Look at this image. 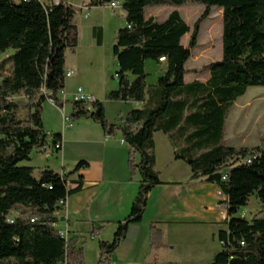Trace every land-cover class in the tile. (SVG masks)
<instances>
[{
    "label": "trees",
    "instance_id": "16d2710c",
    "mask_svg": "<svg viewBox=\"0 0 264 264\" xmlns=\"http://www.w3.org/2000/svg\"><path fill=\"white\" fill-rule=\"evenodd\" d=\"M193 1L204 7L193 29L178 11L163 23L145 16L150 7H181L189 0L123 2L126 26L118 30L113 47L119 88L108 100L141 104L140 109L131 110L121 124H110L104 103L72 101L68 120L91 119L106 136L121 134L131 149V177L138 173L141 178L130 215L116 224L111 242L100 241L99 264H108L129 226L141 222L150 192L161 184L154 140L159 132L173 147L175 159L191 168V182L214 184L227 198V231L219 233L222 249L210 264H264V218L238 217L252 196L264 205V137L254 149L224 144L230 109L249 88L264 87V0ZM112 2L91 0L80 11ZM215 7L223 12L222 60L203 70L209 72L207 81L186 83V64ZM76 12L64 0H0V54L8 57L1 68L11 64L10 74L0 72V264H86L83 249L55 228L62 220L57 215L60 203L82 190L83 178L69 189L65 175L21 166L50 142L44 103L64 107L58 95L66 87V53L76 54ZM95 33L101 45L102 30L95 28ZM189 33L185 47L182 39ZM147 61L165 63L156 85L147 84ZM53 137L52 143L62 142V135ZM88 167L81 161L70 175ZM14 212L20 214L11 218ZM151 231L156 241L160 231L154 225Z\"/></svg>",
    "mask_w": 264,
    "mask_h": 264
},
{
    "label": "crops",
    "instance_id": "0c3cea01",
    "mask_svg": "<svg viewBox=\"0 0 264 264\" xmlns=\"http://www.w3.org/2000/svg\"><path fill=\"white\" fill-rule=\"evenodd\" d=\"M72 55L76 56L77 51ZM161 66L164 71L165 63ZM69 72L72 71L66 69V73ZM187 77L188 74L186 83L196 80L191 77L189 82ZM65 92L68 97L74 93L67 87V80ZM68 97L64 106L69 103ZM137 105L140 109L141 104ZM87 120L71 122L66 117L62 150L51 151L52 155L61 153L63 158L71 145L83 139L93 146L87 156L74 162L85 161L89 167L71 175L68 188L74 189L79 177L83 178V188L66 199L65 205L57 212L62 220L55 228L65 234L66 240L75 241L76 247L83 249L85 262L88 241L92 240L97 244L95 250L99 262L100 241L111 242L117 230L116 224L130 215L141 178L137 174L131 177L128 166L130 147L116 136H106L100 125ZM80 129L85 131L77 133ZM156 136L157 133L154 136L156 170L161 184L150 192L141 222L129 226L125 240L108 256V262L113 257L116 264H210L222 249L219 233L227 231V212L224 209L227 198L214 184L191 182V168L175 159L174 149L166 137L162 139L163 149L159 150ZM160 156L164 157L162 166ZM71 172L65 171L67 175ZM153 225L160 231L156 241L151 231ZM100 229L98 236L91 235Z\"/></svg>",
    "mask_w": 264,
    "mask_h": 264
},
{
    "label": "rangeland",
    "instance_id": "374dc122",
    "mask_svg": "<svg viewBox=\"0 0 264 264\" xmlns=\"http://www.w3.org/2000/svg\"><path fill=\"white\" fill-rule=\"evenodd\" d=\"M42 3L52 4L50 0H40ZM69 5L77 9L72 25L77 30V55L66 53V69L73 72V77L67 79V87L75 92L78 87H82L88 94H93L98 101L104 103L105 114L110 124H121L127 117L128 113L137 109L136 103H125L108 100L109 94L118 90L119 81L116 78L118 64L113 55V47L116 43V34L119 29L126 26V14L122 9L124 0H112L119 2L117 8H112L110 4L102 7H92L80 11L84 5H88L91 0H64ZM55 3H59L56 0ZM178 11L186 24L193 29L194 24L198 21L204 12V7L195 3L193 0L181 7L161 6L150 7L147 9L146 17H155L157 22L163 23L167 20L170 13ZM215 25V38L210 40L209 28ZM95 28L102 30V44H97V35ZM191 34H187L182 39V45L187 47ZM223 12L219 7L211 11L209 18L202 24L198 37V44L192 50V55L186 64L189 71L187 80L193 77L196 80L205 82L209 79V72L203 71L207 66L222 60L223 52ZM8 59L4 54H0V72L10 74L11 64L6 63L4 68L2 64ZM147 84L156 85L158 79L163 74V67L154 61L146 63ZM133 81L134 77L129 76ZM194 81V80H193ZM68 91V90H67ZM60 98V95H58ZM72 96L68 97L69 103L63 109L53 106L50 101L43 105V123L48 133V141L52 140L54 135L65 133L66 117H70L72 108ZM24 100V99H19ZM89 108L91 106L89 105ZM72 112V111H71ZM82 120V119H81ZM77 120V121H81ZM87 121L93 120L88 119ZM72 122V121H71ZM76 122V121H74ZM68 128H71L70 126ZM85 130H77L82 133ZM92 134H95L92 131ZM119 134V133H118ZM72 137V136H71ZM121 139V134L116 136ZM163 133H157V148L162 150V139H166ZM264 137V87H251L246 94L239 98L230 109L225 126V146L251 147V149L260 147ZM73 138V137H72ZM88 138V137H87ZM93 149L92 144L84 139L69 147L68 151L62 158V154H53L51 151L37 152L32 154L31 162H23L21 166L32 167L36 172L42 170H52L56 173L65 175L66 180L70 183V174L65 171H73L77 158L87 156V153ZM96 152V150H95ZM163 156V155H162ZM160 156V166L164 163V157ZM135 163L139 162V156H133ZM137 177L140 175L137 173ZM20 212L11 214V218L19 215ZM238 217H244L252 220L253 218H264V205L256 196H252L247 207L242 208ZM94 242L89 239L88 251L86 254V264H99L98 252L95 250Z\"/></svg>",
    "mask_w": 264,
    "mask_h": 264
},
{
    "label": "built area",
    "instance_id": "2783aa9c",
    "mask_svg": "<svg viewBox=\"0 0 264 264\" xmlns=\"http://www.w3.org/2000/svg\"><path fill=\"white\" fill-rule=\"evenodd\" d=\"M26 1V0H23ZM119 2H112L110 3V6L114 9L117 8L119 6ZM161 61H165V59H161ZM73 76V72H69L66 73V78H70ZM60 95V100L64 103L65 101H67V97L68 95L65 92V89L63 91H61L59 93ZM72 101L73 102H83V103H87V104H93L96 102V99L94 96L88 94L85 92V90L81 87H78L76 89V91L72 94ZM52 102V101H50ZM53 103V102H52ZM54 104V103H53ZM54 137H52L53 140ZM52 140L50 142H48L47 144H45L41 149L40 152H46V151H56V152H60L62 150V142L57 141L55 143H52ZM122 143H125L124 140H121ZM65 205V201H62L60 203V206L63 207ZM224 209L227 212L228 211V205L227 202L224 204ZM227 219H228V215H227ZM59 234L65 238V234L61 231H59ZM108 264H116V260L111 257Z\"/></svg>",
    "mask_w": 264,
    "mask_h": 264
},
{
    "label": "bare ground",
    "instance_id": "6f19581e",
    "mask_svg": "<svg viewBox=\"0 0 264 264\" xmlns=\"http://www.w3.org/2000/svg\"><path fill=\"white\" fill-rule=\"evenodd\" d=\"M215 29H216V26L215 25H212L210 28H209V35H210V40L212 41V40H214V38H215V34H214V32H215Z\"/></svg>",
    "mask_w": 264,
    "mask_h": 264
}]
</instances>
